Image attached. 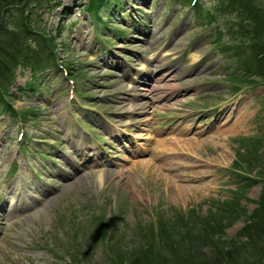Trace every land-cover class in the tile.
I'll return each instance as SVG.
<instances>
[{"label": "rangeland", "instance_id": "374dc122", "mask_svg": "<svg viewBox=\"0 0 264 264\" xmlns=\"http://www.w3.org/2000/svg\"><path fill=\"white\" fill-rule=\"evenodd\" d=\"M19 1L2 0L16 7L3 20L5 9L0 8V51L18 42L22 21H27L36 31L33 45L39 46L37 51H47L45 45L51 41L57 62L78 72L74 90L81 95L72 98L59 70L37 77V89L31 93L27 85L34 76L21 69L14 88L10 86L9 110L32 113H27V121L21 125L13 115L1 113L0 104V208L10 210L0 218V264H114L108 254L119 264H199L205 260L204 252L214 250L210 255L220 256L238 239L262 193L264 143L254 137H264V84L233 93L236 84L228 78L238 75L240 59L212 43L213 32L193 16L196 10L191 0H128L120 10L103 8L100 14L107 24L131 30L127 38L114 42L116 50L123 47L125 51L118 52L122 59L95 51V36L101 33L81 10L84 0H61L42 14L33 10L36 0L20 5ZM199 1L214 13H220L217 10L224 4V0ZM260 2L264 5V0H228L220 26L224 29L226 23L235 31L223 41L242 39L239 26L262 12L256 8ZM70 6L75 12L68 17L66 8ZM140 11L148 13L144 29L137 24ZM76 19H81L85 33L79 31L77 39H71L65 26ZM101 29L108 37H116L106 26ZM66 39L82 51L69 49ZM251 39L264 43L259 35L253 34ZM169 43L171 53L162 63L151 58L149 65L140 67L142 59L157 55ZM16 49V54L24 56V49ZM118 66H126L129 72L137 68L142 83L161 88L154 94L147 91L152 89L148 86L132 91L131 83L118 76ZM162 73L169 74L168 83L158 78ZM164 87L172 92V100L151 106ZM224 100L229 102L223 104ZM221 101L223 106H216ZM226 105L235 109V117L219 121ZM218 128L226 135L214 142L220 135ZM178 131L186 132V138ZM117 132L120 138H112ZM90 133L106 143L95 145L98 159L85 164L89 170L70 165L73 169L61 173L60 165L68 162L54 164L63 158L60 152L68 153L73 144L94 140ZM134 141L145 153L135 160L122 145L129 142L128 149L134 154ZM183 141L185 152L192 151L209 164L193 170L205 177L202 183L186 184L197 186L195 190L177 193L172 191L179 184L173 174L183 159L176 158L175 147ZM153 149L158 156L151 157ZM168 154L162 170L158 165ZM78 157L79 163L88 158L82 151ZM97 163L102 165L92 168ZM234 166L254 181L240 184ZM17 170L19 175H15ZM100 172L106 174L102 185L95 178ZM53 175L68 179L62 182ZM37 176H42L41 182ZM39 190H45V195H39ZM234 191L242 194L233 195ZM238 200L241 208L223 206ZM220 207L228 211L227 220L217 217ZM211 213L216 214L215 229L205 222H210Z\"/></svg>", "mask_w": 264, "mask_h": 264}, {"label": "trees", "instance_id": "16d2710c", "mask_svg": "<svg viewBox=\"0 0 264 264\" xmlns=\"http://www.w3.org/2000/svg\"><path fill=\"white\" fill-rule=\"evenodd\" d=\"M25 0H20L19 5L23 4ZM39 2V4L49 3L52 0H36ZM15 3V2H14ZM17 3V2H16ZM261 3V2H260ZM13 6V3H3L2 0H0V8L4 7L5 14L7 12H10L11 7ZM258 11L257 14L251 18L247 19L249 22L248 24H245L244 27L242 25L239 26L241 28L240 35L243 34V36L248 39L252 40L253 34L255 36L264 38V5L261 3L260 8L256 7ZM21 26V33L20 38L18 39V42H12V44L7 47H1L0 55L3 57V60H0V91L5 92L6 87L9 83V79L11 78V75L13 73V70L16 66L22 64H32L34 60V56L36 55L34 52V49L32 47L33 40V33H35V30L33 27L28 25V22L22 21ZM31 24V23H30ZM24 27V28H23ZM2 29V25H1ZM251 32L253 34H251ZM2 35V32L0 33ZM1 39V37H0ZM257 41L259 40L256 38ZM13 41V40H12ZM255 42V40H252L254 43V46L257 48L255 52V63L258 68V76L261 79H264V43H258ZM22 44V45H20ZM12 46V47H11ZM17 46L19 48H22L25 50L24 56H19L16 54V48ZM263 49V51H261ZM21 53V52H20ZM22 54V53H21ZM31 55V57H30ZM4 62H7L6 64ZM245 81L249 80L248 75L244 78ZM261 175V173H260ZM230 204V206L228 205ZM225 208L230 207L231 209H234L235 207L241 208L240 200L236 201V204H232L229 202H226L223 205ZM222 206V207H223ZM228 206V207H226ZM222 207L217 209L218 218L220 217L221 220H227L225 216L228 215V211L225 209H222ZM214 215L215 213H211L212 219L207 220V225L215 229V222L214 219L216 218ZM204 221V220H203ZM240 235L237 240H234L230 243V246L226 247L225 251L220 256H213L211 252H215L214 250L209 252H204L205 260H203L199 264H264V183L262 187V193L260 194V197L257 202L256 208L251 213L249 219L245 222L244 227L240 230L238 233ZM203 254V253H202ZM201 254L200 257L203 255ZM115 259H117L115 257ZM158 260L156 261V263ZM114 264H119V261L114 262Z\"/></svg>", "mask_w": 264, "mask_h": 264}, {"label": "bare ground", "instance_id": "6f19581e", "mask_svg": "<svg viewBox=\"0 0 264 264\" xmlns=\"http://www.w3.org/2000/svg\"><path fill=\"white\" fill-rule=\"evenodd\" d=\"M170 51H166L165 54H168ZM161 58V57H160ZM163 78H166V76H164ZM159 85L155 86V89L153 88L151 91V94H154L157 89H159ZM165 89V88H163ZM165 94H162L159 96V99H153L151 106H155V103L161 100H166V101H170L172 96L170 94H166L167 91L164 90ZM150 94V95H151ZM149 95V96H150ZM229 107H224L221 112L219 113L218 119L219 121H222L226 116H228V114L230 113L232 116L235 113V109H231L230 111L228 110ZM220 135H216V137L213 139L215 140L214 142H217L219 139H224V136L226 135V131H221L219 128L218 130ZM217 139V140H216ZM207 140H205L206 142ZM185 143L184 141L182 142V144H177L175 147V155H177L176 158H181L183 159V161H181L178 165H177V171L175 174H173V177H175V180H177V182L179 183L177 186H172V188H174V192L177 193H182L185 192V190H195L197 188V186L191 184V185H186L189 184L191 182L193 183H202L203 179L205 178L203 175H200L199 172H193V170L200 168L201 166L205 165V164H209L207 162H205L202 158H200L199 156L195 155L192 153V151L187 152V154L185 153ZM158 156V155H155ZM168 158H165L163 161L160 160V163L158 165L159 168H161L162 170L164 169V165L167 159L170 158L171 154L167 155ZM169 171H171L172 169L169 168L167 169ZM188 170V171H187ZM191 174L193 176H191ZM96 181L99 185H102L104 182V179L106 178V174L105 172H100L98 173L96 176ZM190 178V179H188Z\"/></svg>", "mask_w": 264, "mask_h": 264}]
</instances>
